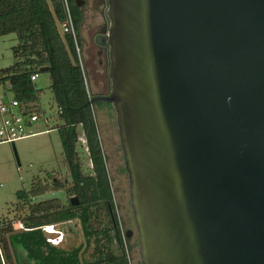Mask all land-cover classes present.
<instances>
[{
	"label": "water",
	"instance_id": "water-1",
	"mask_svg": "<svg viewBox=\"0 0 264 264\" xmlns=\"http://www.w3.org/2000/svg\"><path fill=\"white\" fill-rule=\"evenodd\" d=\"M106 13L111 90L85 106L115 112L140 263L264 264V0Z\"/></svg>",
	"mask_w": 264,
	"mask_h": 264
},
{
	"label": "trees",
	"instance_id": "trees-1",
	"mask_svg": "<svg viewBox=\"0 0 264 264\" xmlns=\"http://www.w3.org/2000/svg\"><path fill=\"white\" fill-rule=\"evenodd\" d=\"M67 3L79 43L82 10L76 0ZM64 19L62 0H0V37L13 34L18 41L12 48L13 64L0 70V84L8 85L7 90L21 107H31L38 101L40 90L30 77L48 76L59 121L56 130L69 175V181L58 182L49 172L44 178L35 177L28 190L16 192L15 218L0 221L1 246L8 264H130L126 236L114 212L92 106H85L89 97L74 42L60 31ZM80 140L90 162L87 170L77 156ZM49 192H64L66 202L53 198L32 203V199ZM71 198H77L76 206L71 205ZM16 221L28 230L16 231ZM71 221L79 222L84 243L69 250L51 244L42 227ZM89 249L92 251L86 258Z\"/></svg>",
	"mask_w": 264,
	"mask_h": 264
},
{
	"label": "rangeland",
	"instance_id": "rangeland-1",
	"mask_svg": "<svg viewBox=\"0 0 264 264\" xmlns=\"http://www.w3.org/2000/svg\"><path fill=\"white\" fill-rule=\"evenodd\" d=\"M83 7V22L80 27L79 53L86 72L90 96L104 92L105 88L99 86V82L105 80L97 71L96 54L91 37L100 24L98 10H104L106 6L96 0H85ZM18 43L15 35L10 34L0 37V70L6 69L13 64L12 48ZM40 96L32 108L41 113V117L33 126L34 132L40 134L19 140L10 144H0V219H14L16 198L19 190H28L31 181L35 177H46L51 172V178L58 182L69 181L60 139L56 130L59 124L56 106L52 101L47 75H40L36 81ZM7 84H0V93L10 96ZM91 98V97H90ZM92 114L97 127V135L102 154L109 176L113 206L119 228L123 233L132 231L130 238L125 239L127 254L130 264H141L136 244V228L129 204L128 180L124 171L122 151L119 145L115 112L107 106L101 108L92 107ZM47 119V121H44ZM48 130L47 133L44 131ZM81 148L77 156L84 170L90 168V162L86 154L84 141L80 140ZM59 198L66 202L64 192H49L32 199V203H38L48 199ZM103 224H105L103 220ZM55 233H46L48 238L57 242L56 246L61 249H72L84 243L81 226L78 221H71L54 225ZM60 240V241H59ZM89 249L85 255L91 254ZM23 264H29L23 261Z\"/></svg>",
	"mask_w": 264,
	"mask_h": 264
},
{
	"label": "built area",
	"instance_id": "built-area-1",
	"mask_svg": "<svg viewBox=\"0 0 264 264\" xmlns=\"http://www.w3.org/2000/svg\"><path fill=\"white\" fill-rule=\"evenodd\" d=\"M62 2L65 11V19L60 24V31L62 34L70 35L74 42V48L77 57V62L81 71L82 82L90 100V93L86 78V72L84 70L82 59L80 57L79 43L77 41V35L74 29L73 20L69 11L67 0H62ZM30 79L31 81L36 82L38 76L33 75L30 77ZM40 117L41 116L38 114L36 109L30 106L21 107L19 103L11 95L8 96L7 94L0 93V144L14 143L19 140L40 134L41 132H34L32 129L34 124L39 121ZM92 117L94 120L93 114ZM44 121H47V119H45ZM44 132L47 133L48 130H45ZM0 224L2 223L0 222ZM13 227L16 231L28 230L25 229L23 224L19 221L14 222ZM54 228H55L54 225H50V226L42 227V230L46 233L52 232L51 234H54L55 233ZM48 241L53 245L59 243L53 238H48ZM0 264H8L1 246V242H0Z\"/></svg>",
	"mask_w": 264,
	"mask_h": 264
},
{
	"label": "flooded vegetation",
	"instance_id": "flooded-vegetation-1",
	"mask_svg": "<svg viewBox=\"0 0 264 264\" xmlns=\"http://www.w3.org/2000/svg\"><path fill=\"white\" fill-rule=\"evenodd\" d=\"M78 1V0H76ZM85 3V0H79ZM95 1V0H93ZM99 3L104 4L105 9H99L98 10V15L100 17V24L96 27L95 32L93 33V36L91 37V42L94 45L95 48V54H96V63H97V71L98 74L102 77H104V81L99 82V86H102L105 88L104 92H100L97 94H93L91 96L92 98L95 97H104L108 96L111 90L110 86V79H109V68H110V61H109V47L107 45V31L109 27V20L107 17L106 9H107V0H96ZM83 11V7H79ZM79 39H80V34H79ZM82 40H79V44H81ZM90 98V99H92ZM93 107V104L91 105ZM94 106L97 108H101L103 106H107L109 110H111V106L107 103L104 102H96L94 103ZM113 110V109H112Z\"/></svg>",
	"mask_w": 264,
	"mask_h": 264
},
{
	"label": "bare ground",
	"instance_id": "bare-ground-1",
	"mask_svg": "<svg viewBox=\"0 0 264 264\" xmlns=\"http://www.w3.org/2000/svg\"><path fill=\"white\" fill-rule=\"evenodd\" d=\"M50 232H51V230H50ZM52 233V232H51Z\"/></svg>",
	"mask_w": 264,
	"mask_h": 264
}]
</instances>
